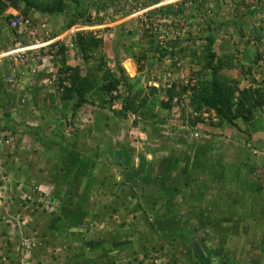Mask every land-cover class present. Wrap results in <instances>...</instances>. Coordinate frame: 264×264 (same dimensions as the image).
<instances>
[{"label":"rangeland","instance_id":"rangeland-1","mask_svg":"<svg viewBox=\"0 0 264 264\" xmlns=\"http://www.w3.org/2000/svg\"><path fill=\"white\" fill-rule=\"evenodd\" d=\"M5 1L10 12L46 19L57 47L55 55L50 49L44 54L46 63L37 72L42 75L40 86L37 82L29 86L34 92L19 97L18 90H12L0 96L4 111L0 112V127L3 134L9 133L4 136L14 138V131L28 137L25 132L29 131L34 138L30 144L16 146L12 140L8 144L0 141V264H264V208L258 205L264 203V143L243 134L237 139L233 136L232 141L228 138L232 144L226 142L222 151H230L233 158L239 155L240 162L226 156L233 161H223V165L218 156L194 147L192 138L199 124L219 125L215 113L194 108L191 89L195 86L188 88L190 95L166 93L191 69L202 71L210 56L220 63L213 46L220 36L212 28L218 25L212 20L213 10L208 7L198 18L191 10L186 14L194 17L189 26L186 11L177 9L181 14L173 15L164 10L168 0L154 15L149 0H79L81 16L67 27V16L73 18L72 0ZM58 1L67 7L64 15L41 14L39 8ZM127 1L130 5L124 6ZM140 7L144 11L136 14ZM168 22L182 31L181 37L151 40L143 33L144 24L153 27ZM258 27L262 41L253 56L252 51L248 55L256 57L253 64H259L241 71L246 76L262 74L250 87L264 96V31ZM88 33L102 44L84 63L74 40ZM195 40L205 43L193 45ZM157 48L165 49L167 55L154 64ZM243 50L235 49L236 55L240 57ZM74 68L86 82L90 69L86 77L93 82V86L87 83L90 92L81 99L75 93L73 98L66 94L73 76L68 77V69ZM60 69L67 73L63 81L65 73ZM109 76L117 84L110 95ZM125 79L142 86L136 96L137 112L121 110L116 99L129 95ZM156 79L158 86L153 84ZM227 80L239 89L251 83ZM144 98L146 103H142ZM21 107L36 111L22 114ZM260 112L264 115V105L254 119ZM45 120L47 126H40ZM92 124L106 125L107 132L91 130ZM89 126L90 140H86L79 135L85 136L83 128ZM169 132L183 141L175 150L176 161L168 177L156 178L160 172L155 167L157 158L154 164L150 159L155 153L166 157L173 151L172 145H166L174 138ZM37 135L41 138L35 139ZM100 145L109 150L106 156L93 155ZM118 150L127 153L121 164ZM235 173L241 176L238 185L249 182L256 206L255 201L249 205L252 196L246 192L232 197Z\"/></svg>","mask_w":264,"mask_h":264},{"label":"crops","instance_id":"crops-1","mask_svg":"<svg viewBox=\"0 0 264 264\" xmlns=\"http://www.w3.org/2000/svg\"><path fill=\"white\" fill-rule=\"evenodd\" d=\"M144 1H147V0H144ZM166 2H167V6L170 7L172 9V11H176L177 9L182 10L183 13H185V11H186L184 18H185V22L189 23V26H190L191 22H193L191 20L194 17L191 14L186 16V14L191 12V10H193L195 12V18L201 17L203 12L208 10V7H210L213 10L214 18L212 20L218 21V25H216V26L213 25L212 28H214L215 31H217L220 35L219 38L217 39L216 43L213 44V46L215 48L216 54H218L217 56H219V58H220V63L222 64V66H224V68L221 72V74H222L221 76H225L227 78L231 77L232 79H237L238 81H240V85L241 84L243 85L244 81H251L250 85L246 86L245 88L253 86V85L255 86L256 81H259L258 79H261V77L263 78V76H261L262 74H260V73L246 76L245 74H242V71H241L244 68L250 67L252 65L256 66L257 64H259V63L253 64L256 57L251 59L253 56V50L254 49L258 50L257 44H258V41L261 40V38L258 35L260 32L259 27H258V22L256 21L257 20L256 15L258 12V8L256 7L255 4H253L247 0H168ZM147 4L152 5V10L158 11L159 8H161V6L165 5V1L164 0H152V1L149 0ZM138 5L141 6L140 3ZM190 6H193V8H190ZM139 10L141 11L144 9L140 7ZM55 21H56V19L52 20V23L55 24L54 23ZM195 22H196V19H195ZM199 28L198 29L200 31H203L205 29V28L202 29V27H199ZM185 31H187V30L185 29ZM211 32H213V31H211ZM193 35H194V38L197 36V34H193ZM196 43H202L203 44V43H205V41L204 40H202V41L195 40L193 42V45ZM254 43L256 44V46L254 45ZM259 45H260V43H259ZM238 47H240V48L237 49ZM235 49L238 52L240 49H242V50L244 49L243 53L240 57H238L236 55L237 53L235 52ZM249 51H252V56L248 55ZM184 61H186V64L190 63L189 59L188 60L184 59ZM39 77H42V75H40V73L37 74L36 77H30L29 80L26 81L24 86L21 85V90H18V92H16V94L19 97H23V96H27L26 94H28L29 92H34L35 89L31 88L29 86L31 85V83H36V82H37V85L40 86ZM246 78H247V80H246ZM25 91H27V92H25ZM36 92L38 93L39 91L36 90ZM21 109H22V111H21L22 114L31 113L33 111H36L33 107H30V109H34L33 111L32 110H26V109H28V107H21ZM0 112H4L1 110V107H0ZM1 116H3V115H1ZM47 122H49V121L45 120L44 122H39V125L40 126L42 125V127H46ZM0 124H2V123H0ZM91 127H92L91 130H95V128L96 129L102 128V130L104 132H107L106 125L97 124L95 126L92 124ZM83 129H84L85 136H83V135H79V136L85 137L86 140H90V126L88 128H83ZM3 130H4V128L0 127V138H1L0 141H2L4 134L9 135V133H7V132H5L3 134L2 133ZM25 133H27L29 136L28 137H26V136L22 137L21 133H15L13 131V134L15 136L14 138L13 137L11 138L9 136H5V137L9 141L12 140V143H14L15 146L17 144H21V142L30 144L31 140H34V138L31 137L32 133L30 134L29 131H26ZM27 134H25V135H27ZM168 134H170V136H174V138L166 141V145L167 144L172 145L173 151H171L170 153H167L166 157H160L159 152L155 153L154 156L151 157V159H150L151 162L154 164L155 159L157 158V161L155 163V165H156L155 167H156L157 171L158 172L160 171V172L157 175H155L156 178H157V176L159 178H164L166 176L168 177V172L171 170V168H173V164L176 161V158H175L176 155L174 156L175 150L179 148V144L183 141V139L178 138V136L174 132H169ZM241 134L246 135V137L247 136L253 137V138L257 139L258 141H260V143H262V142L264 143V115H263V113L260 112L256 116V118L253 120L252 124L244 125L243 127L238 126V125H237V127H230V126L225 125V124H219L218 126H214V125L209 126L207 123L199 124L197 126L196 135L192 139L196 143L194 145V147H197V149L199 151H204L205 153H209V154L212 153L214 155V157H215V155L218 156V159H219L218 161L220 163H222L223 165H225L223 163V161H226V160L230 164H232L233 160L235 162H238V163L240 162L239 160H237V157H239V155L236 156L235 158H233V154L230 151L227 154H225L222 151V149L225 147L226 142L228 143L227 145L232 144V142H229L228 138L232 137L230 139V141H232L233 136H235V138L237 139V138H239V135L241 136ZM38 136L39 135H37L35 137V139H38ZM40 138L41 137L39 136V139ZM33 143H35V142H33ZM233 146L236 147L237 149L239 148V145L237 143H235V144L233 143ZM16 149H18V148H16ZM14 150H15V148L13 149V153L15 152ZM72 150H69V151H72L73 153L79 154L74 148H72ZM108 151H109L108 149H106L105 147L100 145L98 147H95L93 155H98L100 157H103V156H106ZM110 152H111V150H110ZM117 152H118L117 155L122 156L121 159H119V157H118V162L121 164L122 162L125 161V156L127 155V153L125 151L119 152V150ZM6 153L8 155L10 154L7 152V150H5V154ZM13 153H11V154H13ZM226 156L233 158V160L230 158L228 160ZM68 160L70 161V159H68ZM94 163H95V161H94ZM96 164L97 163H95V165ZM70 165H72V164H70ZM163 165H164V169H162ZM234 165L235 164H233L232 166H234ZM220 170L222 173H223V171H225V169H223V168H221ZM228 170L232 171L231 167H229ZM234 178L237 181V184H235V186H234V188H235L234 192L235 193H234V195H232V197H235V196L242 194V193H245V192L247 193L248 196L249 195L252 196V194L249 190V189H251L249 182H247L245 185H238V183L241 180V176L239 173H235ZM221 179H222V177H221ZM236 199L237 198H235L234 200H236ZM233 202L234 201H232L231 205H233ZM248 202H249V200L247 201V203ZM253 202H254L253 206H256L257 202H256L254 196H252V199H250L249 205H251ZM258 205L262 209L264 208V203L258 204ZM251 250L253 251V249H251ZM246 252H247V254L250 253L249 250H247Z\"/></svg>","mask_w":264,"mask_h":264},{"label":"trees","instance_id":"trees-1","mask_svg":"<svg viewBox=\"0 0 264 264\" xmlns=\"http://www.w3.org/2000/svg\"><path fill=\"white\" fill-rule=\"evenodd\" d=\"M72 2L75 4L76 7L74 6V12L72 14L73 18H70L69 16H67L69 20L67 27H71L75 25V17L77 18L81 14L79 12V9L81 6L80 1L72 0ZM128 2L129 1L123 3L124 6H127ZM5 4L6 3H2L0 1V16L8 8V5L6 6ZM39 9L43 10L42 11L43 13L41 12V14L58 16V15H64L67 7L61 1H58L57 4L55 3L52 6H45ZM164 10H167V13H172L173 15L181 14L180 10L176 11V13H173L170 7H166V9ZM85 11L86 10L82 12H85ZM153 12H154L152 13L153 15L156 12L160 13V11H153ZM142 30H143V33H146L147 37L152 40L153 36H149L147 33L152 30V24H148L146 27L144 24ZM212 42L213 41H211L209 44L212 45ZM101 44H102L101 40H98L92 37L90 33L83 34V35L78 34L74 40V45L78 49V52L80 53V57L82 58V60H84V63H86V60H88V57L90 56L91 52H94L95 50H97ZM172 46L173 45L171 44L169 48L173 49L174 47ZM54 47H57V44L51 47L50 49L51 52L54 49ZM61 49L62 51H64L63 47ZM170 54H173V52H171ZM156 55H158L159 57L156 58ZM165 55H167V52L165 49L157 48L155 53H153L154 64L158 63L157 61H160L159 59ZM212 57L213 56L209 57L210 60L208 61V63L207 62L205 63L202 71L196 73L194 70L191 69V73H192L191 77L193 80L195 79L196 85L195 84L192 85L190 82L186 85H184L183 83L182 84L179 83L178 86L173 85L171 89L166 91V93L169 96L176 95L177 93L181 94V92L182 93L186 92L190 95V91H188L190 89L188 88L195 86L193 89H191V95H192L191 100L195 105L194 107L195 109L205 108L207 110L212 111L213 113H215V116L218 119L219 124H225L230 127H237L238 123H242L244 125L252 124L254 117H255V113L260 107L264 105V96L260 93L259 89H255L251 87L239 89L236 83H231L230 81L227 80L225 76H221L222 75L221 72L224 66H222L221 63L216 64L214 62V58ZM88 70L89 71H87L85 75V78L87 79V82H86V80H84L83 77L80 76V73L76 68L68 69V71H70L68 77L70 76V74H73L70 87L66 89V91L68 92L66 94H69L68 96L69 98H73L74 96L72 95L73 93H75L74 95L78 96L81 99L83 96L85 97L88 94V92H90V89H88L87 87V83L90 86L91 85L93 86V82L92 80H90L89 77H86L90 74V69ZM205 71L208 72L207 73L208 75L205 74ZM60 72H64L63 69H60ZM118 72H120L121 74L123 73V71L120 68H118ZM66 74L67 73H65V75H62L64 76L63 77L64 79H62L61 81L65 80ZM109 80H107L108 83H106V86L108 87V92H110L109 93L110 95L113 90H116L117 84H116V81H114L111 78V76H109ZM125 85H126V89L129 90V95L127 93L128 97L126 96V98H123V97L119 98L117 96L116 99L119 102H121V105H122L121 110L123 111L125 110V112L131 111V110L137 112L138 107L135 108V105H136V102H138L137 101L138 98H136V96L140 95L142 86H139L137 84L136 85L131 84L129 82V79L127 80L125 79ZM150 90L155 92L154 88H150ZM151 95H153V93H151ZM113 98L114 97H111V100ZM146 101L147 100L145 98L142 99V103H146ZM76 103H79V102H76ZM159 105L165 106L163 105V103H160ZM75 107L79 108V104H76ZM152 117H149L146 120H150L152 119Z\"/></svg>","mask_w":264,"mask_h":264},{"label":"built area","instance_id":"built-area-1","mask_svg":"<svg viewBox=\"0 0 264 264\" xmlns=\"http://www.w3.org/2000/svg\"><path fill=\"white\" fill-rule=\"evenodd\" d=\"M0 1L6 3L5 0ZM247 1L258 8L259 26L264 31V0ZM128 4L130 5V2ZM139 13L141 12L138 11L136 14ZM160 24L161 26H153L152 30L147 32L148 35L164 41L168 35L175 39L176 36L181 37L183 34L182 31L173 29L172 22ZM163 25L165 27L161 28ZM52 34L46 19L38 21L10 10H6L0 16V96L8 91L21 90V85L24 86L30 77L37 76V72L46 63L44 54L47 49L57 44ZM54 49L51 53L55 55ZM191 74L189 73L187 77L182 76L178 80L184 85L189 82L195 84L196 81L192 79ZM159 79L153 81L154 86H158ZM170 87L167 85V88ZM2 139H6L2 140V143L8 144L9 140L5 136Z\"/></svg>","mask_w":264,"mask_h":264},{"label":"clouds","instance_id":"clouds-1","mask_svg":"<svg viewBox=\"0 0 264 264\" xmlns=\"http://www.w3.org/2000/svg\"><path fill=\"white\" fill-rule=\"evenodd\" d=\"M137 11H139V12H141L140 10H137ZM144 11V10H143ZM144 13V12H143ZM256 18H257V21H258V25H259V20H258V12H257V15H256ZM184 32V31H183Z\"/></svg>","mask_w":264,"mask_h":264}]
</instances>
